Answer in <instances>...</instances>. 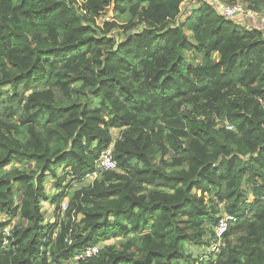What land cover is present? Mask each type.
<instances>
[{"label": "trees", "instance_id": "obj_1", "mask_svg": "<svg viewBox=\"0 0 264 264\" xmlns=\"http://www.w3.org/2000/svg\"><path fill=\"white\" fill-rule=\"evenodd\" d=\"M186 1L0 0V264H264V32Z\"/></svg>", "mask_w": 264, "mask_h": 264}, {"label": "built area", "instance_id": "obj_2", "mask_svg": "<svg viewBox=\"0 0 264 264\" xmlns=\"http://www.w3.org/2000/svg\"><path fill=\"white\" fill-rule=\"evenodd\" d=\"M211 5H213L216 10L223 14L224 16L228 18H233L235 16H239L240 14H250L252 15V11H246L241 5L238 4H228L225 3L223 0H207ZM264 4V0H261ZM255 14V13H254ZM257 14V13H256ZM264 22V19H263ZM228 128H231V126H227ZM97 168L98 170L104 171V170H115L117 168V160L113 154V144L110 145L108 148H106L101 156L100 159L97 162ZM92 173V178L95 179L97 177V172ZM63 210L65 211L67 209V203L65 202L62 206ZM236 221V218L230 214H224L220 219L218 220V223L215 226V238L213 240V243L211 245V253L217 254L221 251V248L224 245L223 237L225 233L228 230V227L230 224L234 223ZM3 235H4V244H9L10 236H11V227L8 225L3 229ZM99 251V246H93L90 248H87L85 251L80 252L75 257H73L68 264H79V260L89 258Z\"/></svg>", "mask_w": 264, "mask_h": 264}, {"label": "rangeland", "instance_id": "obj_3", "mask_svg": "<svg viewBox=\"0 0 264 264\" xmlns=\"http://www.w3.org/2000/svg\"><path fill=\"white\" fill-rule=\"evenodd\" d=\"M191 4L195 5L194 0H187L184 3V5L182 7V14L178 18L179 21H183L186 18L185 17V13H189V11L191 10L189 6ZM107 13H108L109 16H111L112 11L109 9L107 11ZM241 16L244 18V20L241 21V23L244 24L245 27H247V28H252L253 27V28H257V29L259 28V29L263 30V32H264V26L263 27H259L261 25L259 23H261L263 21L264 17L262 18V17L259 16V14H256V13L255 14L252 13V15H250V14H240L239 17H241ZM187 33H188V31H187ZM186 56H187V58H188V60L190 62L191 61H200L201 60L200 59L201 55L198 52H187ZM117 135H118V132L114 131V136L117 137ZM96 169L98 170L97 164H96ZM91 175L92 174H90L84 180V184L86 186H88L89 183L94 181V179L92 178ZM79 186H80V184L76 185V188L79 187ZM48 190H49L50 193H52V187H51L50 184H48ZM43 208H44V210L46 212V219L49 220V221H53L54 220V217H53L54 207L51 204H49V202H43ZM2 218L5 219L4 216H2ZM185 252H186V254H189V253L192 254V257L194 259H199V258H202L203 255H205V254L207 255V254H209L211 252V246L201 245V244L186 243L185 244ZM204 258H205V261L207 262L208 261V259H207L208 256H204Z\"/></svg>", "mask_w": 264, "mask_h": 264}, {"label": "crops", "instance_id": "obj_4", "mask_svg": "<svg viewBox=\"0 0 264 264\" xmlns=\"http://www.w3.org/2000/svg\"><path fill=\"white\" fill-rule=\"evenodd\" d=\"M192 7H194V4L192 5ZM259 16L263 18V17H264V13L259 14ZM238 17H239V16H238ZM238 19H239L240 24H241V25H244V24L241 23V21H243L244 18L241 16V17H239ZM259 24H261L259 27H263V26H264V22H263V21H262L261 23H259Z\"/></svg>", "mask_w": 264, "mask_h": 264}]
</instances>
